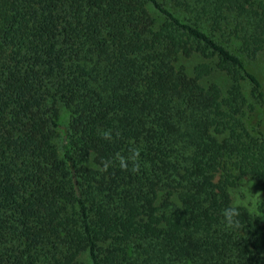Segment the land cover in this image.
Segmentation results:
<instances>
[{
  "label": "trees",
  "instance_id": "obj_1",
  "mask_svg": "<svg viewBox=\"0 0 264 264\" xmlns=\"http://www.w3.org/2000/svg\"><path fill=\"white\" fill-rule=\"evenodd\" d=\"M263 51L264 0H0V264H264Z\"/></svg>",
  "mask_w": 264,
  "mask_h": 264
},
{
  "label": "rangeland",
  "instance_id": "obj_2",
  "mask_svg": "<svg viewBox=\"0 0 264 264\" xmlns=\"http://www.w3.org/2000/svg\"><path fill=\"white\" fill-rule=\"evenodd\" d=\"M243 58L245 59L247 67L254 72L264 84V51L254 60H249L245 56ZM198 62L199 59L193 58L184 63L188 70H191ZM210 81L220 84L225 91L229 85L228 78L222 73H216L211 77ZM67 120L68 117L65 113L63 116V122L65 123ZM232 197L235 204L247 207L253 214L263 219V215L259 212V204L263 197V185L261 182L254 178L244 179L240 186L233 191Z\"/></svg>",
  "mask_w": 264,
  "mask_h": 264
},
{
  "label": "clouds",
  "instance_id": "obj_3",
  "mask_svg": "<svg viewBox=\"0 0 264 264\" xmlns=\"http://www.w3.org/2000/svg\"><path fill=\"white\" fill-rule=\"evenodd\" d=\"M226 214L228 215V224L231 225L233 223L232 217L238 214L235 207L231 208Z\"/></svg>",
  "mask_w": 264,
  "mask_h": 264
}]
</instances>
